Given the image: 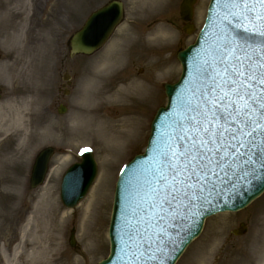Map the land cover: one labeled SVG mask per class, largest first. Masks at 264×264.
<instances>
[{"label":"rangeland","instance_id":"rangeland-1","mask_svg":"<svg viewBox=\"0 0 264 264\" xmlns=\"http://www.w3.org/2000/svg\"><path fill=\"white\" fill-rule=\"evenodd\" d=\"M111 1L114 0H0V106L15 103L26 89L34 88L26 83L29 80L17 78L16 73L22 68V65L16 68L17 60L29 52L31 57L35 54L39 56L35 63L46 65V70L38 72L34 79L37 81L39 78V82L35 81L38 84H35L34 89L39 94H34L36 97L40 95L41 103L31 108L29 116L30 156L26 165L14 168L12 177L25 180L27 195L33 197L46 185L52 169L63 164L61 159L70 158L61 166L62 171L56 181L58 201L62 209L70 213L64 227V257L61 264H98L108 257V230L119 174L124 165L145 151L151 123L159 108L165 107L167 103L164 86L176 83L181 76L182 68L177 54L184 47L195 43L210 2L198 0L192 21L195 30L186 34L183 31L184 23L180 20L182 0H118L125 6V20L110 42L93 56L70 58V40L73 34L93 12ZM159 29L167 32L162 33L166 39L160 37ZM152 33L158 38L155 37L156 41H153ZM128 34L135 41L133 48L126 45ZM145 41H153L150 43L151 48ZM129 49L126 58V50ZM113 52H124L125 60L122 66L124 68L121 69L123 71L111 80L112 94L122 87L126 90V86L147 83L152 89L155 87L151 99H133L124 106L103 104L97 109V119L91 126H79L75 123L78 114L85 113L92 105L85 98L89 83L92 82L91 76L97 73L106 56ZM30 70L33 71L32 65ZM166 70L168 72L164 74ZM66 75L70 77V86L64 81ZM66 90L69 91L67 96L64 95ZM61 106L67 109L65 114L59 113ZM126 117H130L136 124L134 130H129V140L110 144L108 135L102 129L103 123L111 122L118 126V130L126 132ZM16 144L11 140L9 147L15 148ZM47 147H53L56 154L51 160L45 183L32 189L30 178L35 160ZM85 150L94 154L98 164V177L86 198L75 209L70 210L61 202V183L66 171L81 161V154ZM101 181L102 194L107 198L95 229L97 241L92 243L81 238L80 207L87 203ZM3 194L0 191V195ZM29 206V199H26L17 209L29 210ZM16 214L18 215L17 212ZM20 217L21 215L17 216V219ZM24 219L25 216L21 222ZM242 224L247 227L246 233L235 236L233 232L239 230ZM263 226L264 195L243 211L208 218L201 236L191 244L177 264L196 262L197 258L193 257L200 246L219 228H224L227 232L220 254L217 258H212L210 264H236L235 261L240 264H264V251L259 253L249 246ZM72 231L75 232V248L70 245ZM3 245L2 242L1 246Z\"/></svg>","mask_w":264,"mask_h":264},{"label":"water","instance_id":"water-1","mask_svg":"<svg viewBox=\"0 0 264 264\" xmlns=\"http://www.w3.org/2000/svg\"><path fill=\"white\" fill-rule=\"evenodd\" d=\"M196 1L184 0L181 6L184 22L192 20ZM217 2H211L197 43L178 56L183 75L178 84L166 86L169 104L158 112L152 124L146 155L138 156L123 170L110 228L111 255L100 264H176L200 236L206 218L242 210L264 193L262 101L257 99L253 104L249 100L250 110L246 114L242 111L238 117L233 107L219 102L227 93L244 108L245 101L238 100L234 94L240 84L229 89L232 69L247 66L256 75L258 64L264 62V49L260 37H251L245 43L242 35H238L239 29L226 25L227 33L215 28L217 44L209 42L208 46L213 53H204L209 24L213 19L223 22L222 12H216ZM122 18L123 6L116 2L95 13L73 37L72 55H91L100 49ZM188 28L186 31L190 33ZM207 73L216 76L209 81L206 93L202 87L196 88L195 109L174 113L191 100L190 92H195L196 85L189 86V83ZM259 80L256 76L251 94L264 98V85ZM223 119L227 120L226 124L216 125ZM249 119L255 123L248 124ZM204 128H210V132L205 134L201 130ZM182 133L193 143L188 147L190 150L174 157L169 142ZM209 140L212 142L208 143ZM52 155L53 150H48L37 160L31 180L33 188L43 183ZM193 156L197 157L195 161ZM160 164L163 169L159 168ZM96 176L97 165L87 153L83 163L72 167L64 178L61 195L64 205L75 208L88 194ZM245 230L242 226L236 234H243ZM144 257L150 258V262L133 260Z\"/></svg>","mask_w":264,"mask_h":264},{"label":"bare ground","instance_id":"bare-ground-1","mask_svg":"<svg viewBox=\"0 0 264 264\" xmlns=\"http://www.w3.org/2000/svg\"><path fill=\"white\" fill-rule=\"evenodd\" d=\"M162 33L167 34L163 29H159L160 37L166 39ZM153 36L154 33L151 34V37ZM155 37L153 41L158 39ZM153 41H147L146 44L149 46ZM126 45L132 48L135 45L131 34L126 35ZM130 49L126 50V58ZM38 59L39 56L37 57L35 54L34 57H31L28 52L22 59L17 60L16 68H20L22 65V68L16 73L17 78L29 80L30 82L26 83L34 88L26 89L19 95L15 103L6 107L0 106V191L4 193L3 196L0 195V262L2 264H61L60 261L64 257V227L70 218V213L64 211L58 201L56 181L62 171L61 166L67 163L70 158L64 159L63 157L61 159L63 164L52 169L46 185L33 197L27 195L25 180H17L12 177L14 168L17 165H26L30 156L28 141L31 136L29 131L31 119L29 120V116L31 108L41 103L40 95L36 97L34 94H39V91L34 90L39 78L37 81L34 79L38 72L46 70L45 64L35 63ZM124 60V52H113L106 56L97 73L91 76L92 82L89 83V89L85 94V98L92 105L86 109L85 113L78 114L75 120L76 124L78 123L82 127L91 126L97 119V109L103 104L124 106L126 102L133 99L139 101L151 99L155 87L152 89L147 83L126 86V90L122 87L118 92L112 94L111 80L123 71L121 69L124 68L122 67ZM31 65L33 71H29ZM167 72L168 70L164 74ZM27 91L30 93H26ZM103 125L102 129L108 135L110 144L113 145L128 141L129 130H134L136 126L130 117H126V132L118 130V126L111 122H104ZM11 140L17 143L15 148L9 147ZM102 186L101 181L87 203L80 207L82 209L80 213L81 238L92 243L97 241L95 229L98 227L103 204L107 198L105 194H102ZM26 199H29V210L18 211V205ZM16 212L21 217L25 215L23 222L20 220L21 217L17 219ZM226 232L224 228H219L214 232L194 255L193 258H197V261L193 264H210L212 258H217L223 248ZM8 237L10 238L7 239ZM2 242L3 246H1ZM12 242L14 243L12 244ZM249 246L259 253L264 251V226ZM234 263L240 264L238 261Z\"/></svg>","mask_w":264,"mask_h":264},{"label":"snow or ice","instance_id":"snow-or-ice-1","mask_svg":"<svg viewBox=\"0 0 264 264\" xmlns=\"http://www.w3.org/2000/svg\"><path fill=\"white\" fill-rule=\"evenodd\" d=\"M224 2V10L227 15H231L235 20H237L238 23L242 21H248L256 26V22H260V26L256 31H253L250 28L243 27L241 25V29L238 30V35H242V38L245 39V43H247V40L251 37L258 36L261 38L260 43L262 49H264V0H223ZM257 6H259V11H257ZM236 9H240L239 14L236 13ZM259 71L256 73V75H253L251 70L247 66H242L241 68H233L232 69V79L229 83V89L231 90L237 83L240 84V87H237L235 89L234 94L236 95L238 100L245 101L244 108L241 109L236 101L232 100L227 93H225L224 97L220 99L221 104H226L228 106H231L235 109V115L238 117L242 111L247 113L249 109L248 101L251 100L253 104L257 101V99H260L262 102L260 103L261 108V115L262 118H264V98H258L251 94V88L253 83L256 80V76H259L260 84L264 85V62H260L258 64ZM241 88L245 89V91H241ZM215 106V105H213ZM255 123L249 119L248 124ZM246 124L245 126H248ZM205 132V134L210 132V128H204L201 129ZM255 131V129H254ZM251 135V133H249ZM193 140H195L194 137H192ZM208 143H211L212 141H207ZM205 143L204 141H201V144ZM194 147H196L194 145ZM187 155H190L188 153ZM197 157L193 156L192 161H195ZM261 160L264 161V154H261ZM262 167H264V164H262Z\"/></svg>","mask_w":264,"mask_h":264}]
</instances>
